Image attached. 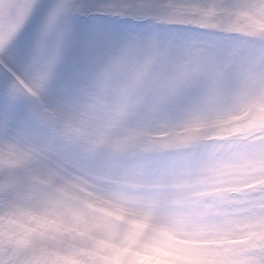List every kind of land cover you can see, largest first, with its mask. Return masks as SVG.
<instances>
[{"label": "clouds", "instance_id": "clouds-1", "mask_svg": "<svg viewBox=\"0 0 264 264\" xmlns=\"http://www.w3.org/2000/svg\"><path fill=\"white\" fill-rule=\"evenodd\" d=\"M238 19L264 29V17ZM119 56L117 47L106 57L100 79ZM189 70L177 69L160 88ZM111 76L121 89L145 97L130 121L157 134L146 138L152 151L114 153L111 142L123 133L105 137L100 127L70 143L78 164L68 180L78 211L37 204L39 218L26 231L37 243L38 264H227L228 252L264 237V102H258L264 58L239 66L213 94L201 88L178 107L151 102V72L142 80L131 69ZM109 99L115 107L117 99ZM181 139L194 143L160 147ZM21 264L29 261L22 257Z\"/></svg>", "mask_w": 264, "mask_h": 264}, {"label": "snow or ice", "instance_id": "snow-or-ice-1", "mask_svg": "<svg viewBox=\"0 0 264 264\" xmlns=\"http://www.w3.org/2000/svg\"><path fill=\"white\" fill-rule=\"evenodd\" d=\"M242 15L264 17V0L244 5L230 0H0V264H21L22 257L38 264L37 243L26 231L39 218L37 204L50 211H78L68 180L78 157L69 144L84 141L97 127L110 136L111 127L139 106L141 96L130 89H121L114 109L93 102L100 87L97 70L106 57L133 36L211 41L219 19ZM253 34L264 39V30ZM111 72L106 64L105 84ZM179 89V82L172 81L161 94L172 96ZM40 95L61 112L76 115L67 123L60 117L53 121L48 105L33 103ZM148 137V131L134 127L110 146L114 153L149 149ZM96 147L91 144L89 150ZM225 260L264 264V237L253 236Z\"/></svg>", "mask_w": 264, "mask_h": 264}, {"label": "rangeland", "instance_id": "rangeland-1", "mask_svg": "<svg viewBox=\"0 0 264 264\" xmlns=\"http://www.w3.org/2000/svg\"><path fill=\"white\" fill-rule=\"evenodd\" d=\"M201 3H212L213 0H200ZM110 19V18H109ZM254 30L238 18L222 17L214 29V38L211 41H201L190 37L180 38L173 35L130 37L118 48L120 56L110 63L111 74L122 73L129 69L138 74L151 72L152 89L149 91L151 102L166 99L171 106L178 107L185 104L199 89L204 88L209 95L213 94L218 85L235 74L236 69L249 64L254 59L264 58V39L254 35ZM238 37L239 39H234ZM189 67V71L180 73L176 78L167 82L178 81L180 89L172 96L161 94V82L165 77H172L177 69ZM121 88L119 83L111 79L107 84L100 79L98 95L93 102L105 109H114L109 96L118 100ZM145 101L141 96L140 105ZM38 106L48 105L50 118L53 121L61 118V123H67L74 118L75 112H61L46 96L40 95L33 100ZM130 117L121 119L111 127L110 132H124L134 128ZM150 133V136H156ZM194 141L188 140L179 145V148L191 147ZM179 150V149H177ZM152 150L144 149L150 153Z\"/></svg>", "mask_w": 264, "mask_h": 264}]
</instances>
